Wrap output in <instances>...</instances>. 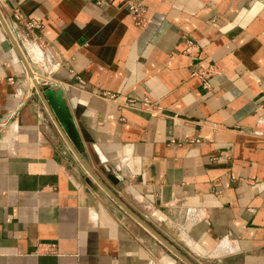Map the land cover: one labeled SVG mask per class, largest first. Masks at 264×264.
Segmentation results:
<instances>
[{
  "label": "crops",
  "instance_id": "1",
  "mask_svg": "<svg viewBox=\"0 0 264 264\" xmlns=\"http://www.w3.org/2000/svg\"><path fill=\"white\" fill-rule=\"evenodd\" d=\"M0 13L20 48L0 22V264H187L88 173L30 72L99 179L195 264H264V0Z\"/></svg>",
  "mask_w": 264,
  "mask_h": 264
},
{
  "label": "water",
  "instance_id": "2",
  "mask_svg": "<svg viewBox=\"0 0 264 264\" xmlns=\"http://www.w3.org/2000/svg\"><path fill=\"white\" fill-rule=\"evenodd\" d=\"M0 22L3 24L5 30L9 34V36L14 41L15 45L18 49V44L16 42V39L14 38L11 30L7 26L3 16L0 13ZM26 62V60H25ZM27 64V62H26ZM30 75L32 73L30 72ZM35 85L44 99L46 105L50 110L53 109V111L56 113L57 117L60 119L61 123L63 124L64 128L66 129L70 139L72 142H70L71 147L73 148L74 152L76 153L78 159L81 161V163L84 165L88 173L96 179V181L99 183V185L107 191V193L134 219H136L139 223H141L144 227H146L153 235H155L166 247L172 251V253L175 256L180 257L183 261H185L187 264H195L182 250L177 248L171 241H169L165 236H163L157 229H155L152 225H150L148 222H146L141 216H139L135 211H133L129 206H127L113 191H111L105 183H103L99 177L94 173L92 168L88 165V163L85 161L83 156L81 155V152L83 151V147L81 145L79 135L77 132V129L75 127V123L73 119L71 118L66 106L64 103H59L56 105L54 101L52 100L53 96L45 91L42 90L41 86L38 84V82H35ZM52 111V112H53Z\"/></svg>",
  "mask_w": 264,
  "mask_h": 264
},
{
  "label": "built area",
  "instance_id": "3",
  "mask_svg": "<svg viewBox=\"0 0 264 264\" xmlns=\"http://www.w3.org/2000/svg\"><path fill=\"white\" fill-rule=\"evenodd\" d=\"M107 0H101V2H105ZM129 9H130V13L133 16V18L135 19V21L139 24L142 25L144 23V11L143 8L140 7L139 5L136 4H130L129 5ZM17 19H19V21H23V17H21L20 15H17ZM26 23V25L29 28H36L39 27L40 25L38 24V22L31 20V21H24ZM187 47L185 49L186 52L188 53H192V48H193V43L191 41H187ZM34 74V73H33ZM32 75H30V82L32 84H34L36 82L35 77ZM211 71L209 69H194L193 71V75L199 77L202 79L203 81V86L204 88H209V82L208 79L210 77ZM40 83V80L38 81Z\"/></svg>",
  "mask_w": 264,
  "mask_h": 264
}]
</instances>
